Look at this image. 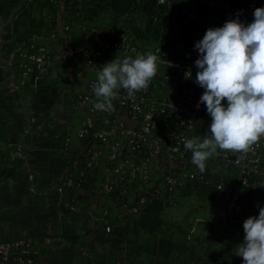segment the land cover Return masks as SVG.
<instances>
[{
  "label": "built area",
  "instance_id": "2783aa9c",
  "mask_svg": "<svg viewBox=\"0 0 264 264\" xmlns=\"http://www.w3.org/2000/svg\"><path fill=\"white\" fill-rule=\"evenodd\" d=\"M50 1L58 5L59 22V32L53 31L51 39L63 46L42 42L38 25L37 35L18 49L12 75L25 83L30 77L49 78L59 66L69 68L60 103L66 114L60 150L64 168L55 189L87 187L91 175L99 174L94 193L112 194L132 215L152 204L162 205L175 192L197 194L196 199L205 195L214 208L204 218L193 215L189 231L199 227L205 238L230 236L240 244L243 221L264 206V137L246 154L218 150L203 173L191 163L183 141L198 136L205 110L203 103L197 107L204 89L194 82L199 55L195 42L207 28L222 26L226 20L250 23L264 0ZM120 2L124 4L118 7ZM84 4L90 5L87 18L99 14L101 4L111 6L118 19L115 27H92L74 37L68 20L84 31ZM149 51L162 56L149 87L136 92L134 99L120 89L111 109H95L92 84L97 69L115 56L135 58ZM187 70L191 78L185 77ZM105 230L111 231V223ZM35 241L31 235L1 239L0 264H36Z\"/></svg>",
  "mask_w": 264,
  "mask_h": 264
},
{
  "label": "rangeland",
  "instance_id": "374dc122",
  "mask_svg": "<svg viewBox=\"0 0 264 264\" xmlns=\"http://www.w3.org/2000/svg\"><path fill=\"white\" fill-rule=\"evenodd\" d=\"M39 13L38 0H0V240L39 239L46 250H37L36 264H242L230 236L189 231L197 194L180 200V208L164 212L152 204L132 215L114 200L117 211L106 210L101 194L92 196L88 186L77 187L75 195L55 189L64 168L60 133L66 114L60 103L69 68L25 83L12 75L15 53L39 32ZM202 119L201 138L210 122L206 108ZM110 212L121 218L113 222L105 217Z\"/></svg>",
  "mask_w": 264,
  "mask_h": 264
},
{
  "label": "clouds",
  "instance_id": "9594fccd",
  "mask_svg": "<svg viewBox=\"0 0 264 264\" xmlns=\"http://www.w3.org/2000/svg\"><path fill=\"white\" fill-rule=\"evenodd\" d=\"M253 17L247 24L236 18L209 27L194 44L199 53L194 82L204 89L197 107L205 105L210 122L203 138L185 139L183 146L201 173L218 150L246 154L264 137V7L255 8ZM161 59L149 51L103 64L92 84L94 108L111 109L120 89L134 99L149 87ZM185 77L191 78V70ZM243 232L235 255L242 264H264V206L243 221Z\"/></svg>",
  "mask_w": 264,
  "mask_h": 264
},
{
  "label": "trees",
  "instance_id": "16d2710c",
  "mask_svg": "<svg viewBox=\"0 0 264 264\" xmlns=\"http://www.w3.org/2000/svg\"><path fill=\"white\" fill-rule=\"evenodd\" d=\"M39 1V6H40V13L41 16L38 17V19L34 22V24L40 25V35L42 36L41 40L42 42H44L46 45L48 46H53V45H57L58 47H62L63 46V42L59 41V43H54V41L51 39V33L53 31L59 32L58 31V18H57V13H58V5L56 3L51 2L50 0H38ZM101 12L99 14L95 13L93 14V16L91 18H87L85 17V11L90 9L89 6L87 4L82 5V9H81V15L83 16L84 22L86 24V29L84 31H81L76 29L75 24L72 22V19H69V24L71 25V30L72 33L74 35V37H82V35L88 31L90 28L92 27H98V28H105L107 26H112L115 27L116 22L118 21L117 17H115V14L113 12V8L111 6H107V5H103L101 4ZM39 13V14H40ZM143 20L148 19V17L143 16L142 17ZM83 32V33H82ZM31 39L28 38L27 42H29ZM18 55V51L15 53V59L17 58ZM67 64V63H66ZM16 70V64L13 61L12 64V71ZM91 75H95V73H90ZM69 82V81H68ZM68 101L70 102V98H68ZM98 175L99 174H93L91 175V180L90 183L88 185V192L92 195L95 196L94 194V188L98 182ZM69 190V194L70 195H75L77 193V187H71L68 189ZM190 198V196H187L185 194H181L179 192H175L172 196H169L161 205V207L163 208V211L165 212L168 209H176L180 208L179 206V202L180 200H186ZM100 200V201H99ZM118 201V198H114L112 194H102L99 196L98 198V202H102V204L106 205V210H114L115 208L112 206L113 203H115ZM174 200H178V204H173ZM184 200V201H185ZM197 202L195 204H193L194 209L192 208V210L194 211V217H202L204 218L209 212H211L214 208V204L211 200V198H209L208 196L202 195V196H198V198L196 199ZM167 202V203H165ZM121 205V204H120ZM176 205V206H174ZM117 211V210H114ZM115 212H110V214L106 213V216L108 219L113 220V222H115L116 220H119L121 218V216H119V214H115ZM164 217V215H163ZM173 222V221H172ZM175 224V223H174ZM174 226V225H173ZM169 227L164 228V230H167ZM40 240L38 239V241H35L34 243V248L36 250L42 249L46 250V248L42 247V245H39ZM41 247V248H40ZM38 253V252H37Z\"/></svg>",
  "mask_w": 264,
  "mask_h": 264
},
{
  "label": "crops",
  "instance_id": "0c3cea01",
  "mask_svg": "<svg viewBox=\"0 0 264 264\" xmlns=\"http://www.w3.org/2000/svg\"><path fill=\"white\" fill-rule=\"evenodd\" d=\"M205 111V110H204ZM203 121V119L199 122V124ZM61 134V133H60ZM54 187V186H53Z\"/></svg>",
  "mask_w": 264,
  "mask_h": 264
}]
</instances>
